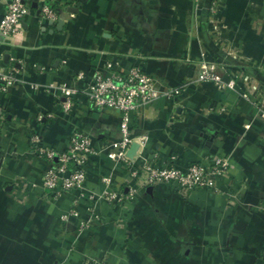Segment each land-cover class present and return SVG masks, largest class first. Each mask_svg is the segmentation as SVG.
<instances>
[{
    "label": "crops",
    "instance_id": "obj_1",
    "mask_svg": "<svg viewBox=\"0 0 264 264\" xmlns=\"http://www.w3.org/2000/svg\"><path fill=\"white\" fill-rule=\"evenodd\" d=\"M213 1L25 0L20 32L11 42L0 37V66L14 77L0 90V264H264V120L250 100L196 80L201 59L222 61L225 79L248 74L264 92V0H215L218 40L207 32ZM44 4L55 18L40 16ZM107 60L139 64L174 92L129 112L135 159L183 167L206 154L227 157L232 167L218 190L181 196L157 184L120 205L98 199L91 228L80 226L92 210L77 192L42 197L49 161L32 152L30 137L64 151L74 130L91 136L97 152L85 190L98 193L110 176L127 191L129 173L109 157L120 116L94 112L82 93ZM49 83L76 91L67 113ZM71 207L79 216L63 221Z\"/></svg>",
    "mask_w": 264,
    "mask_h": 264
},
{
    "label": "built area",
    "instance_id": "obj_2",
    "mask_svg": "<svg viewBox=\"0 0 264 264\" xmlns=\"http://www.w3.org/2000/svg\"><path fill=\"white\" fill-rule=\"evenodd\" d=\"M209 39L218 40L222 27L215 19L217 1H213L208 9ZM27 13L25 0H4L3 13L0 17V37L11 42V39L21 30V21ZM40 16L55 18L54 9L44 4L39 11ZM226 64L222 61L201 59L196 76L197 82L213 83L219 90H230L244 99L250 100L259 109L260 117L264 120V92L252 76L244 73L224 78ZM82 80L83 74H77ZM14 81L12 69L0 66V90L5 91ZM48 92L58 91L62 97L61 110L65 113L72 107L76 91L67 86H56L54 83L46 85ZM82 93L87 106L94 112L103 113L116 110L120 116L118 131V150L109 153L115 163H121L130 175L131 181L127 191L113 185L110 176H102L99 180L102 189L98 193L87 192L85 182L87 168L92 157L97 153L92 145V137L80 130H74L69 135L67 149L57 151L42 143L41 139L33 135L30 137L31 150L39 157L49 161L41 175V195L48 200H54L71 192H77L78 197L85 198L90 204L92 214L81 221L82 227L91 228L99 216L94 213L93 205L98 199L109 206H116L134 199L140 188L157 184H168L181 196H186L196 188L209 191L218 190L217 182L229 172L232 163L227 157L206 154L191 161L183 167H177L165 161L149 162L147 159L137 161L136 151L132 158L127 151L134 138L129 130V112L137 110L141 105L149 103L160 96L171 98L173 91L162 87L155 77L142 70L139 64L128 68L120 67L118 61L107 60L102 69L97 70L91 81L86 84ZM250 96H254L253 98ZM57 100V99H56ZM145 139L140 142L143 143ZM137 143V142H136ZM139 145V143H138ZM75 202V201H73ZM232 202V200H230ZM264 210V205L262 206ZM79 216V212L71 207L60 218L66 221L68 216ZM84 264H105L97 258L86 257Z\"/></svg>",
    "mask_w": 264,
    "mask_h": 264
},
{
    "label": "water",
    "instance_id": "obj_3",
    "mask_svg": "<svg viewBox=\"0 0 264 264\" xmlns=\"http://www.w3.org/2000/svg\"><path fill=\"white\" fill-rule=\"evenodd\" d=\"M137 147L138 146H137V143L136 142H132L131 143V145H130L128 151H127L128 157L132 158L134 156Z\"/></svg>",
    "mask_w": 264,
    "mask_h": 264
}]
</instances>
